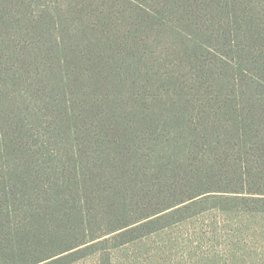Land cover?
Here are the masks:
<instances>
[{
	"label": "trees",
	"instance_id": "16d2710c",
	"mask_svg": "<svg viewBox=\"0 0 264 264\" xmlns=\"http://www.w3.org/2000/svg\"><path fill=\"white\" fill-rule=\"evenodd\" d=\"M210 204L264 211V0H0V264Z\"/></svg>",
	"mask_w": 264,
	"mask_h": 264
},
{
	"label": "rangeland",
	"instance_id": "374dc122",
	"mask_svg": "<svg viewBox=\"0 0 264 264\" xmlns=\"http://www.w3.org/2000/svg\"><path fill=\"white\" fill-rule=\"evenodd\" d=\"M213 206L115 251L112 264H264L263 209L246 213ZM70 264H100L99 254Z\"/></svg>",
	"mask_w": 264,
	"mask_h": 264
}]
</instances>
